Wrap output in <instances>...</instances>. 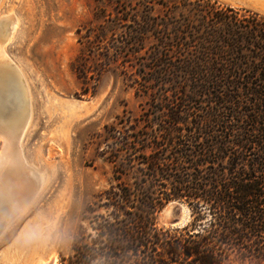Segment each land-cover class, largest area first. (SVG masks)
Masks as SVG:
<instances>
[{
  "label": "trees",
  "instance_id": "obj_1",
  "mask_svg": "<svg viewBox=\"0 0 264 264\" xmlns=\"http://www.w3.org/2000/svg\"><path fill=\"white\" fill-rule=\"evenodd\" d=\"M123 6L116 20L104 16L92 38L82 37L87 49L113 62L146 55L159 75L184 78L190 91L180 97L185 105L161 109L167 118L144 130L130 132L122 120L106 127L114 184L97 206L105 214L92 217L95 237L75 241L68 264H228L245 243L262 250L264 17L209 0ZM85 67L74 65L78 79ZM193 97L205 105L190 107ZM169 201L187 204L189 224L156 227Z\"/></svg>",
  "mask_w": 264,
  "mask_h": 264
},
{
  "label": "rangeland",
  "instance_id": "obj_2",
  "mask_svg": "<svg viewBox=\"0 0 264 264\" xmlns=\"http://www.w3.org/2000/svg\"><path fill=\"white\" fill-rule=\"evenodd\" d=\"M209 1L264 17V0ZM136 2L0 0V24L7 27L15 21L5 52L27 92L28 102L21 105L22 116L29 111L21 157L38 183L0 235V264L47 263L53 255L56 264H68L75 241L89 245L95 237L92 217L105 214L97 206L114 184L106 129L120 127L121 120L127 130L135 125L143 129L142 125L167 118L161 109L167 112L173 105H185L180 97L190 88L184 87V78L159 75L163 70L154 67L144 52V59L128 56L113 62L87 49V38L82 37L90 33L92 38L104 24L102 17L116 20L124 4L126 9H137ZM150 44L147 41L145 48ZM77 62L86 65L84 79L73 70ZM6 95L0 92V111L11 109ZM192 99L194 109L205 105L200 103L205 97ZM2 120L10 127L7 116ZM125 182L129 183L127 178ZM190 221V209L178 201H169L155 216L156 227L164 230L181 229ZM263 240L264 235L259 242ZM249 244L245 243V251L230 252L228 264H264V245L257 251Z\"/></svg>",
  "mask_w": 264,
  "mask_h": 264
},
{
  "label": "bare ground",
  "instance_id": "obj_3",
  "mask_svg": "<svg viewBox=\"0 0 264 264\" xmlns=\"http://www.w3.org/2000/svg\"><path fill=\"white\" fill-rule=\"evenodd\" d=\"M14 23V20L11 21L7 27L0 24V92H7L11 105V109L7 106L0 111V193L3 195L0 198V223L14 212L13 209L18 207L20 211L38 186L33 173L25 166L20 151V140L29 118V111L24 116L21 112V105L28 102L26 85L5 52ZM5 116L9 118L10 127L2 120ZM41 264H56V257L53 255L47 263Z\"/></svg>",
  "mask_w": 264,
  "mask_h": 264
},
{
  "label": "water",
  "instance_id": "obj_4",
  "mask_svg": "<svg viewBox=\"0 0 264 264\" xmlns=\"http://www.w3.org/2000/svg\"><path fill=\"white\" fill-rule=\"evenodd\" d=\"M34 193V192H32ZM1 196L2 193H0V198H2ZM14 212L12 214H10L9 216H7L3 221L2 223H0V235L1 233L5 230V228L7 227V225L10 223V221L15 217L17 216V214L19 213V208L17 207L16 209H13Z\"/></svg>",
  "mask_w": 264,
  "mask_h": 264
}]
</instances>
